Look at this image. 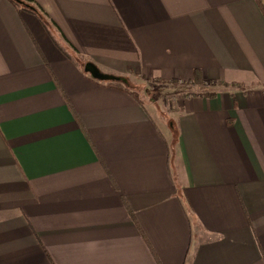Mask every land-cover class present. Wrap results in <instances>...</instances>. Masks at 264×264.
<instances>
[{
  "label": "crops",
  "instance_id": "obj_1",
  "mask_svg": "<svg viewBox=\"0 0 264 264\" xmlns=\"http://www.w3.org/2000/svg\"><path fill=\"white\" fill-rule=\"evenodd\" d=\"M31 1L0 0V264H264V0Z\"/></svg>",
  "mask_w": 264,
  "mask_h": 264
},
{
  "label": "rangeland",
  "instance_id": "obj_2",
  "mask_svg": "<svg viewBox=\"0 0 264 264\" xmlns=\"http://www.w3.org/2000/svg\"><path fill=\"white\" fill-rule=\"evenodd\" d=\"M128 86L130 89L134 91H139L140 94H143L144 87L138 84H134L132 82L128 83ZM144 96L147 95L149 99H151L153 102L156 101V104H160V109L166 114L167 116H171L169 113L172 112L174 106H176V101L178 99V94L176 91H169V90H159L158 92H146L143 94ZM161 100V101H160Z\"/></svg>",
  "mask_w": 264,
  "mask_h": 264
},
{
  "label": "trees",
  "instance_id": "obj_3",
  "mask_svg": "<svg viewBox=\"0 0 264 264\" xmlns=\"http://www.w3.org/2000/svg\"><path fill=\"white\" fill-rule=\"evenodd\" d=\"M9 2H11V4H13L16 8H21L25 11L34 13L35 15L42 13L40 8L36 5V3H34L31 0H9ZM61 51L64 53L65 56L69 57L67 55V53H65V51H63L61 49ZM112 86L117 87L118 89H122L125 90L126 92H129L135 99H138V96L136 93L131 92L128 88H127V84H123V83H110Z\"/></svg>",
  "mask_w": 264,
  "mask_h": 264
},
{
  "label": "water",
  "instance_id": "obj_4",
  "mask_svg": "<svg viewBox=\"0 0 264 264\" xmlns=\"http://www.w3.org/2000/svg\"><path fill=\"white\" fill-rule=\"evenodd\" d=\"M84 72L89 75L90 78L100 81V82H109V83H123L127 84V80L124 78L115 77L108 74H102L100 70L93 65L92 63H86L83 68Z\"/></svg>",
  "mask_w": 264,
  "mask_h": 264
},
{
  "label": "built area",
  "instance_id": "obj_5",
  "mask_svg": "<svg viewBox=\"0 0 264 264\" xmlns=\"http://www.w3.org/2000/svg\"><path fill=\"white\" fill-rule=\"evenodd\" d=\"M205 85H206V86H209V85H211V84H209V83L207 84V83H206Z\"/></svg>",
  "mask_w": 264,
  "mask_h": 264
}]
</instances>
